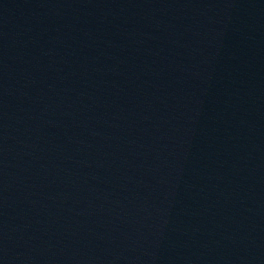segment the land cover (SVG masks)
<instances>
[{
  "label": "water",
  "instance_id": "95a60500",
  "mask_svg": "<svg viewBox=\"0 0 264 264\" xmlns=\"http://www.w3.org/2000/svg\"><path fill=\"white\" fill-rule=\"evenodd\" d=\"M0 264H264V0H0Z\"/></svg>",
  "mask_w": 264,
  "mask_h": 264
}]
</instances>
